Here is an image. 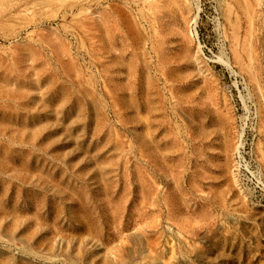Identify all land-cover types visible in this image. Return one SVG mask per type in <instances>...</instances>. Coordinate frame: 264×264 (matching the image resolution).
<instances>
[{
    "label": "rangeland",
    "instance_id": "obj_1",
    "mask_svg": "<svg viewBox=\"0 0 264 264\" xmlns=\"http://www.w3.org/2000/svg\"><path fill=\"white\" fill-rule=\"evenodd\" d=\"M0 264H264V0H0Z\"/></svg>",
    "mask_w": 264,
    "mask_h": 264
},
{
    "label": "bare ground",
    "instance_id": "obj_2",
    "mask_svg": "<svg viewBox=\"0 0 264 264\" xmlns=\"http://www.w3.org/2000/svg\"><path fill=\"white\" fill-rule=\"evenodd\" d=\"M31 7L27 6V10H29Z\"/></svg>",
    "mask_w": 264,
    "mask_h": 264
}]
</instances>
